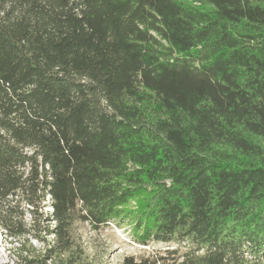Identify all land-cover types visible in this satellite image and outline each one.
Here are the masks:
<instances>
[{
	"label": "trees",
	"instance_id": "16d2710c",
	"mask_svg": "<svg viewBox=\"0 0 264 264\" xmlns=\"http://www.w3.org/2000/svg\"><path fill=\"white\" fill-rule=\"evenodd\" d=\"M112 221L167 247L123 264H264V0H0V229L106 264Z\"/></svg>",
	"mask_w": 264,
	"mask_h": 264
},
{
	"label": "rangeland",
	"instance_id": "374dc122",
	"mask_svg": "<svg viewBox=\"0 0 264 264\" xmlns=\"http://www.w3.org/2000/svg\"><path fill=\"white\" fill-rule=\"evenodd\" d=\"M136 202L132 201L131 206H135ZM94 236L93 231L85 229L84 241L89 246L90 252H92L91 244H89L90 237ZM102 237L107 243V263L106 264H123L125 257L132 255L151 254L158 249H166L165 245H142L138 243L132 235V226L130 224H124L119 226L115 221L104 229ZM39 247L42 243L36 242ZM18 247L19 244H10L3 231L0 229V264H22L23 260L19 255V251L13 247Z\"/></svg>",
	"mask_w": 264,
	"mask_h": 264
}]
</instances>
